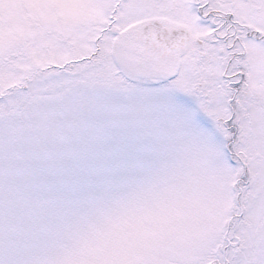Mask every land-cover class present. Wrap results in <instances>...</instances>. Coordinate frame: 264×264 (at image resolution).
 Returning <instances> with one entry per match:
<instances>
[{
    "label": "snow or ice",
    "instance_id": "6c2138e0",
    "mask_svg": "<svg viewBox=\"0 0 264 264\" xmlns=\"http://www.w3.org/2000/svg\"><path fill=\"white\" fill-rule=\"evenodd\" d=\"M0 264H264V0H0Z\"/></svg>",
    "mask_w": 264,
    "mask_h": 264
}]
</instances>
